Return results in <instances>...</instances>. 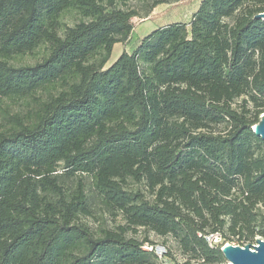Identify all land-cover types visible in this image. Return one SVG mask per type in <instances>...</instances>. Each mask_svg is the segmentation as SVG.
<instances>
[{
    "label": "trees",
    "instance_id": "16d2710c",
    "mask_svg": "<svg viewBox=\"0 0 264 264\" xmlns=\"http://www.w3.org/2000/svg\"><path fill=\"white\" fill-rule=\"evenodd\" d=\"M130 2L168 0H0V264H157L140 228L181 264L264 238V0H199L107 64Z\"/></svg>",
    "mask_w": 264,
    "mask_h": 264
},
{
    "label": "rangeland",
    "instance_id": "374dc122",
    "mask_svg": "<svg viewBox=\"0 0 264 264\" xmlns=\"http://www.w3.org/2000/svg\"><path fill=\"white\" fill-rule=\"evenodd\" d=\"M197 1L198 0H168V2L161 3L155 6L147 16H144L142 3L130 2V5H132L136 10L139 11V15L134 16L132 18L133 31L129 39L124 43L115 44L111 54V58L107 64L113 61L121 51L123 50H126L128 52L132 51L139 42L140 38L154 26L156 27L163 25L171 20H185L190 10H192L195 7ZM149 16L152 18L150 19L152 21H143L144 18H147ZM75 20L76 18H74V16H72L71 14H67L64 17V22L70 25ZM148 25H153V26L148 27ZM46 54H47L46 47L41 46L38 49H36L34 53L17 57L12 61L15 64H34L35 62L40 61ZM20 108L22 107L18 106L17 104H10L9 111L13 112ZM262 115H264V113L260 114V116ZM261 210L264 211V208L261 207ZM96 216L98 218L97 221H93L94 219L92 218L90 219L84 218V220H86L92 227H96L98 225L113 227L115 224L122 222L120 216L116 218H111L105 213H103L101 210L97 211ZM135 235L139 239H142L146 235L148 239L152 240L153 242L165 243L169 245L172 249L176 248L175 243L170 236H159L153 231H147L142 228L138 229ZM255 238L264 239L261 236H256L250 242V244H255ZM233 243L237 244L236 241H233ZM210 264H227V261L225 259V262L210 263Z\"/></svg>",
    "mask_w": 264,
    "mask_h": 264
},
{
    "label": "water",
    "instance_id": "95a60500",
    "mask_svg": "<svg viewBox=\"0 0 264 264\" xmlns=\"http://www.w3.org/2000/svg\"><path fill=\"white\" fill-rule=\"evenodd\" d=\"M255 17L264 20V11ZM252 131L264 140V115L252 126ZM220 250L228 264H264V239L261 238H255V244L244 246L227 242Z\"/></svg>",
    "mask_w": 264,
    "mask_h": 264
},
{
    "label": "built area",
    "instance_id": "2783aa9c",
    "mask_svg": "<svg viewBox=\"0 0 264 264\" xmlns=\"http://www.w3.org/2000/svg\"><path fill=\"white\" fill-rule=\"evenodd\" d=\"M205 239L209 246H220V248L226 244L227 242L223 241V237L219 232H210L205 235ZM230 243V242H229ZM235 244V243H232ZM142 248L145 250L152 251L156 257L157 264H181V260H173L172 258H169L167 255V252L169 250V246L165 243H148L145 242L142 245ZM228 264V262H227Z\"/></svg>",
    "mask_w": 264,
    "mask_h": 264
},
{
    "label": "crops",
    "instance_id": "0c3cea01",
    "mask_svg": "<svg viewBox=\"0 0 264 264\" xmlns=\"http://www.w3.org/2000/svg\"><path fill=\"white\" fill-rule=\"evenodd\" d=\"M198 3H199V0L197 1L195 7H194L192 10H190V12L188 13L187 18H186L185 20H171V21H168L167 23H170V22H173V21H188L189 18H190V16H191V14L193 13V11L197 8ZM150 19H152V18L149 16V17H147V18H144L143 21H152V20H150ZM145 23H148V22H145ZM167 23H165V24H167ZM165 24H163V25H165ZM151 26H153V25H148V27H151ZM160 26H161V25H160ZM156 27H158V26H156ZM156 27L154 26L153 28H151V29H150L149 31H147L143 36H145L146 34H148L151 30H153V29L156 28ZM143 36H142V37H143ZM142 37H141V38H142ZM141 38H140V39H141Z\"/></svg>",
    "mask_w": 264,
    "mask_h": 264
}]
</instances>
